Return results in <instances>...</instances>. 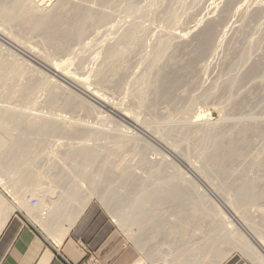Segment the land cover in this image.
I'll list each match as a JSON object with an SVG mask.
<instances>
[{"label": "rangeland", "instance_id": "obj_1", "mask_svg": "<svg viewBox=\"0 0 264 264\" xmlns=\"http://www.w3.org/2000/svg\"><path fill=\"white\" fill-rule=\"evenodd\" d=\"M73 1L81 2L82 0H73ZM91 1H93V2H91ZM223 1H225V0H130V1L129 0H110L109 3L103 4V3L99 2V0H89V1L85 0V1H83V2H85V4L83 3L84 5L91 6V4H92L93 7H95L97 10H100L103 13L105 12V14L107 15L106 20L97 24V25H93L92 27L88 28L86 33H85V37H83L78 43L76 41H73L72 43L68 44V46H67V48L69 47L68 51H67V49L65 51H63L65 54L60 52L59 53L60 55L57 54L55 56L58 59V61L60 60L59 62H57V63H60V65L63 61H65L64 59L66 57L68 58V59L66 58V61L67 60L68 61L67 62L65 61V63H63L61 65V68L62 67L64 68V66L66 68V69L62 68L64 70V73H66V72L68 74H70V72L71 73H73V72L77 73L78 72V73H83V74L85 73L84 74V75H86V77L84 76V78L86 79L85 81L87 83H92V80H93L92 75L94 74L96 69L99 68L98 66H100V63L103 60L102 57L104 56L103 54H104L107 46L110 44L116 43L117 40L119 39L120 35L123 34V32L127 28L129 29V28H131V26H133V28L136 31V34L138 35V40H137L138 44H137V46H136V44L132 45L134 48H132V46H131V48H130L131 50L126 49L128 51L127 56L125 57L127 60L124 59V61L121 62L122 64H126V65H124V70H125L124 72H126V73H124L122 76L124 78V80L122 79L119 83H117L116 85H113V86H115V88L114 87L112 88V84H108L109 86L108 85L107 86L110 87V89L107 86H105L102 91L105 92L106 94L108 92L107 95L110 97V99L115 104V106H117L116 108L120 107L119 109H122V110H125V109H127L129 111L132 110V113H134V114L137 113L138 116L136 114L135 115L137 116V118L138 117L140 118V119L138 118L139 121H141L143 119L141 122H143V123L146 122L147 124L149 123L148 126L152 125V127L153 126L159 127L158 131H159V133H161L163 135L165 145H161L160 143L156 144V142L150 140L143 133H141V131L139 129H137V127L132 126L127 119L119 116L115 109H113V110L110 108L106 109V108H103L97 104L95 105L94 102H92L89 99H87L86 97L82 96L75 89L69 87L66 83L61 81L58 77H56L54 75L52 76V74L49 73L48 70L43 68L36 61L28 58L22 52H20V50L18 51V49L6 44L4 41H2L0 39V46H1V49L3 50V59L5 57H7L8 55H9L8 58H12L11 55H12V53H14L15 55L14 54L13 55L15 57H17L16 59H18L19 63L23 62V63H27V64L35 67L36 69H38L42 73L50 76V79L52 80V82L54 81L53 83L55 85H61V86L63 85L65 87H69V89L72 92L75 91L74 92L75 95L79 94L78 96L82 97L81 98L82 101L84 99L85 101H88L91 104V107H88V109L91 108V110H89V112L87 111L88 109L86 110V108H85V107H87L86 105H85V107H84V105L82 106L84 108H82L79 105V107L77 106L78 108H76V107L73 109H63L62 108L63 109L62 110L61 107H59V105H56L55 103H54L55 105H53V104L51 105L49 103V94L50 93L47 91V89H45V87H44V89L39 88V89H36L33 91H29V93H28L29 96L27 98H24V99L17 98V95L14 94V91L18 89V86L20 85L19 83L23 84L24 81H27L30 79L28 76L31 77L32 75L35 74L34 72H31L32 69H29L30 70L29 71L27 67L24 68V70H23L25 73L23 72V73H21L22 76L17 77L18 81L16 79H14L13 82L10 83L9 81H5L4 79L0 80V106L10 107L11 109H9V110H13L17 113L20 111L21 112H27V113L31 112L32 114L38 115V116L40 115L43 117L44 116L45 117L46 116L47 117H56L58 120L61 118H64L66 120H72L73 122H76L78 126H80V127L81 126L82 127L87 126L86 128L89 127L88 129H90V134H88V136L90 135L89 139L86 136V138L88 140L84 137H81V136H78L79 137L78 138V137H75V135H71L73 137H70V135H63V134H57V133L56 134L49 133L46 135H41L38 138H35L37 136H34V134H29L30 138L36 139V141H34V142H36L35 143L36 146L34 148L35 151L31 155L29 154L27 157V159L29 158V160L31 159V157H33L34 160H36L34 170L35 171L37 170V172L40 176L44 177L45 179L47 178L48 180L52 179L53 177L54 178L58 177V174H60V176L62 175L64 180L62 179L63 182L61 180L58 183V186H57V184L54 185L55 190H56L55 191L56 194L54 193L53 197L58 194V191H59V193L64 192L62 194L65 195L66 194L65 192L67 190H68L67 191V194H68V192L75 189L80 193V196H83V194H84L83 198H85L86 196L90 197V200L86 205L91 204L92 202H96L101 207H103L106 210V212L108 213L109 217L113 220V222L116 225L117 232L119 233V241L123 243L122 247L123 248H130V249H133L135 251H137L136 249H138L139 253H140L139 256H142L141 258L145 259V261H148L145 258L146 254H150V253H152V254L158 253L157 255L160 258L166 252L167 254H165L163 257H167V259H172L174 257L175 252L172 253V251H174L175 248H173V247H175L174 245L177 246L179 244V241L182 239L179 236L180 231H177L178 234L175 233L176 228H178L177 224L185 222L186 220L189 219L188 217H186V215H187V213L190 214L191 212H190V210H187V209H188V207H191L193 204H195V202H197L198 207H199L200 202H201V205L199 207L201 209L198 213H199V215H203V217L201 216L202 217L201 218L197 214L198 220L196 219V217H194V219H193V217H190V220L193 219L195 222L200 224V222L204 218V220H203V222H201V224L203 223V225L206 226V227L204 226L205 229H207V228L211 229V227H209V226L214 225L216 223L217 219L220 218L214 214L215 213L214 209L216 207L217 208L219 207L221 210H223L224 207L227 208L226 205H228V209L232 214H237V215L240 214L242 216L245 214V216L240 217L242 219L241 221L244 222V225L246 227L248 225V227L253 228V231L256 232V233L253 232L254 233V234H252L253 236L263 237L262 241L264 242V222H263L264 220L261 218V216L259 217L260 209L261 208L264 209V198L258 199V197H259V194H258L257 199L252 200V202L248 201L247 203H245L246 205L243 204L242 205L243 207L240 206L239 210L233 209V207L230 205V202L225 203L229 199L233 198L232 195H234L233 194L234 192L232 193V191H233V185L234 184H235L234 185V189H235V188L243 185L242 183H244V182H246L247 184H249L250 182H253L251 184L253 185V188L256 189V190H254L255 194L258 190L260 192L261 189L262 190L264 189V173H263L264 167H262V166H264V160L256 159L257 154L259 155L260 151L264 149V131H263V134L261 132V135L257 132L254 133L253 130H251L253 132L251 135V131H249L248 135L252 136V137L248 136L249 142H250L249 143V149H247V151H245V155H243L241 157V159H239L233 163V166L229 169V171H227L229 174L226 172L225 176H221V178H219L220 176L218 177V174L216 172H214V173L212 171L208 172V171H206V169H204L206 166H204L205 164L201 161V159L199 157V149L200 148H199V146L196 147L195 144L193 143V140H192V139H194L193 137H194L195 132H196V134H198L197 136H199V134H200L199 137L205 138L206 137V130H207V129L205 130V128L208 127V124H212V123H213V125L214 124L217 125V123H218V126L220 128L222 127L221 125L224 124V126H223L224 129L223 128L222 129L226 130V133L229 132V134H232L236 129L239 128L237 126H241V124L246 125V124L250 123V124H254L257 126V125H259L261 120H262L261 123H264V106H263L264 105V86H263L264 85V66H262V68H261L262 70H260L261 72H259L258 75L251 76V78L249 77L250 75H246L247 70L250 68V65H252L256 60H259L260 56L262 57V54H264V9H263L264 6H262L260 3V2H264V0H239V2L236 4L235 7H240V9H238L235 12H232L231 15L229 16V18L219 27L218 39L220 41L218 40L219 41L218 44L214 45V47L210 51V54L208 55V57L205 59V61L200 66H195L192 69L188 68L187 69L188 71L186 70V72H187L186 76L189 75L190 71H192V72L190 73L189 76H187L188 78L185 77L183 79V82L185 81L184 84L181 81L180 82L181 84L179 83V87H176L177 89H175V91H176L175 93L178 92L176 94V99H178V100L172 99V101L174 100L173 102H171L170 100L169 101L167 100L168 102H170V103H168L165 98H160L158 96L152 95L154 93L151 94V92L153 90L151 84L156 79L155 77H157L156 70H158V69H156V68L162 67L163 64L168 65V63H169V65L176 64V65H174V67L183 64L185 60L183 61L182 59H186L187 58L186 56H188L189 51H191V49H192V46L190 44V39L192 37V31L196 28V26H197V28L200 27V25H202L204 23V20L207 17H215L218 14V11L220 10V8L223 6V3H224ZM56 2H57V0H50V2L47 3V5H49V7H50L53 3L55 4ZM97 4H98L99 8H97ZM258 4L262 6V10L260 12L261 14L259 13V17L258 16L253 17L254 19H256V20H254L253 18H251L252 12H253V10H257V8L259 7ZM256 5H257V7H256ZM101 8H104V9H101ZM242 8H243V10H241ZM212 10H214V12H211ZM250 11H251V13H250ZM233 13H234V15H233ZM250 14H251V16H250ZM171 16H172V18H171ZM247 16H249V17H247ZM247 18L249 21L246 20ZM136 28H138V29H136ZM174 33L175 34L180 33L181 35H183V38H185V39H183L184 41L182 39L181 40L187 44H183V42L180 39L178 41L177 38H174V36H173ZM168 36H169V39L167 38ZM38 38L39 37L37 35L35 36V34H31V35H26L24 39L35 44L34 46L37 45L36 48L43 49L42 46L39 44L40 38L39 39ZM171 38H172V40H171ZM163 40L164 41L169 40L167 42H168V44H170L168 46L166 53H165L166 56L163 55V57L162 56L160 57L161 59L157 58L155 60L153 57H154L155 50L157 49L156 46H157V44L158 45L161 44L159 42H163ZM172 41H174V42H172ZM83 43H85V44H83ZM171 43H173V44H171ZM141 45L144 47H141ZM178 46H180V47L178 48ZM183 46H184V48H183ZM175 47H177V48H175ZM172 48H174L175 50H173ZM78 49H79V51H78ZM80 49H81V52H80ZM178 49H180V51ZM46 50H48V49H46ZM72 51H74V52H72ZM169 52H170V56H168ZM184 52H186V53H184ZM136 53H139V54H136ZM69 54H70V58H69ZM164 56H165V58H164ZM62 57H64V59ZM1 58H2V55H1L0 59ZM3 59H1V60H3ZM150 59H152V60H150ZM165 59H167V60H165ZM1 60H0V62H1ZM61 60H62V62H61ZM71 60H73V62H71ZM154 61H156V62H154ZM179 61L181 63H179ZM146 63L148 65H146ZM225 63H227V67H226ZM149 66L153 68V70H152L153 73L150 74V77L147 80V78L145 79V77H148V76H146L147 75L146 69L149 70L150 69ZM154 66H156V67H154ZM195 68H197V69L195 70ZM63 70H62V72H63ZM127 73H129V74H127ZM142 73H143V75H145V73H146L144 78H143V76H141ZM243 73H245V74L243 75ZM25 74L26 75L28 74V75L26 76ZM126 74H127V76H126ZM27 77H28V79H27ZM140 77H141V79L143 78L142 79L143 82L145 80L144 83L139 82V81H142L140 79ZM260 77L262 80L260 79ZM23 79H24V81H23ZM191 79H193V80H191ZM137 80H139V81H137ZM146 80H147V82H146ZM186 80L187 81L189 80L188 83L186 82ZM232 82H233V84H232ZM15 83L19 84V85H16ZM139 83H140V88L142 86L141 90L144 91V93L147 97L145 99L149 100L148 102L146 100V104L144 106L142 105V107H139L141 105L137 104L138 103V97H137V95L135 96V94H138L136 92H138V90H139L138 89ZM261 84H263V85H261ZM118 85H119V87H118ZM212 85L215 87H213ZM15 86L17 89L15 88ZM91 86H94V84L93 85L91 84ZM216 87H217V89H216ZM224 87H225V90H224ZM106 88H107V90H106ZM222 88H223V90H222ZM227 88H229V90H227ZM116 89H117V91H116ZM112 90L116 91V93ZM134 90H135V92H134ZM209 90H210V92H209ZM183 91H184V94H183ZM206 92L209 94H207ZM60 93H62V92H60ZM147 93H148V95H147ZM210 93H212V94H210ZM66 95H67V93H66ZM66 95L64 93H62L63 97H65ZM132 98H133V100H132ZM156 98L158 101L156 100ZM243 99L245 100L246 104H245V102L243 103V101H244ZM113 100H115V101H113ZM240 100H241V103H243L244 105L242 104V107L240 109H236L234 106ZM151 101L153 103H151ZM231 101L233 103H231ZM58 102H61V101H58ZM133 103H134L135 108L133 107ZM130 104H132V105H130ZM167 104H169V105L167 106ZM173 104L175 106H173ZM136 105H138V106H136ZM225 105L226 106L229 105V106L226 107ZM245 105H246V107H245ZM52 106H54V107H52ZM128 107H130V108L128 109ZM228 109H229V111H228ZM198 112L199 113L201 112L203 114L202 121L204 120L206 122L205 124L197 127V128L200 127L199 128L200 133H199L198 129L196 130V128H193V129L191 128V130H189V128H187L189 123H191L193 121L197 122L196 119L197 120L199 119V117L197 116V115H199ZM163 113H165V114H163ZM229 113H230V115H229ZM261 115H262V117H261ZM59 116H61V117H59ZM165 116L167 117L168 121H166L164 119ZM157 117H158V119H157ZM70 118H72V119H70ZM260 118H261V120H260ZM156 120H158V121H156ZM247 120H249V121H247ZM224 121L226 123H224ZM250 124H248V125H250ZM92 128H94L95 131H93L94 129H92ZM202 128L205 130V134L203 133ZM96 129H98V130H96ZM91 131L93 133L94 132L95 133L94 134L92 133L93 135H91ZM96 131L99 134H97ZM192 131H194V132L191 133ZM17 132L19 133V130L14 132V134L16 136L18 135ZM119 134H120V136H121V134L122 135L123 134H125V135L129 134V136L131 135V136H137V137L139 136V138L141 137L140 138L141 142H140V140H138L139 143L136 144V146H135L136 149H134L135 147L130 145V147H132V149L130 147H126L125 149L120 148L121 151L117 149L118 150V152H117V150H115V147L113 145H115V142H116V139L114 137H118ZM0 137L4 140V146L2 147V150H4L6 147H8L10 145L12 138L1 127H0ZM208 137L209 136H207V139H208ZM255 137H257V138H255ZM80 138H82V139H80ZM110 138L113 139L115 142L113 140H111ZM253 138H255V139H253ZM84 139H86V140H84ZM207 139H204V140L202 139V143L204 141H205L204 144L209 143L210 140L209 139L207 140ZM106 140H108V141H106ZM145 140H146V142H145ZM188 140H189V142H188ZM112 141L114 142V144L109 145L110 143L111 144L113 143ZM132 141H133V139H132ZM77 142H80V143H77ZM83 142H85L87 144L86 146H90L97 153H100V155H99L100 157L97 158L98 160H101L104 158V156L108 155L110 157V159H109V157H107V158L110 160V162L114 163L112 166H114L115 163H117V165H119V167L116 168L117 170H115L114 167L113 168L110 167L111 168L110 172L112 171L110 173L108 170L106 171V170H104V168H101L100 161H97V163H99V164L95 166V164H97V163L94 162L95 164L91 165L88 168V172L90 174L89 177H91V176L95 177L96 176V179H99L100 181L98 180V182H93V180L92 181L87 180L86 177H84L85 180H79L78 179L79 174L77 173L78 175H76V172H73L74 170L72 169L73 168L72 163H73V160H75V159H71L69 157L67 159V156L65 153L67 152L68 149H71L72 147L77 148V147H81L82 145H85V143H83ZM142 143H147V148L146 147H144L145 149L140 148L139 150H141V151H139V153H138L137 148H138V146L142 147L141 146V145H143ZM110 146H111V149H113V150L110 149ZM107 148H108V150H107ZM165 148L167 150H168V148L175 149L177 152V155L182 157L181 162H180V160L178 161V160H175V158H172L168 154V152ZM73 149H71V150H73ZM103 149H105V151ZM109 149H110V151H109ZM112 151H114V154L112 153ZM119 151H120V153L122 151H126L127 153L122 152L121 155H119L118 154ZM132 151H134V152H132ZM106 152L108 154H106ZM109 152H111V153H109ZM101 153H104L105 155L101 154ZM128 153L132 154V155H128ZM125 154H127V155L125 156ZM183 154L187 155V156L184 157ZM122 155H124V156L122 157ZM162 157H166L167 159L166 158L163 159ZM128 158H130V159L128 160ZM141 159L143 161H141ZM188 159L191 160L192 166L190 165V161H188ZM144 160H146V161H144ZM167 160H169V161H167ZM125 161H127V162H125ZM147 161L148 162L152 161V163L151 162L148 163ZM186 161H188V162H186ZM249 161L252 162V164ZM253 161H256V163H254ZM259 161H260V163H259ZM161 162L162 163L166 162V163L162 164ZM167 162H171L172 164L171 165L167 164ZM123 163H124V166L122 167ZM156 164H158V165L155 166ZM159 164H161V167ZM173 164H174V167L172 168ZM250 165H252V166H250ZM98 166H100V167H98ZM126 166L127 167L129 166V167L127 168ZM165 166L167 168H165ZM124 167H126L127 170L129 171L126 176L121 174V169ZM153 167H154V169H153ZM260 167H261V169H260ZM99 168L102 169V170L100 169V171H101L100 173H99ZM160 168L163 169V171L165 172V174H164L165 179H164V177H162L163 181L164 180L167 181L168 180L167 177H169V176H171V177L173 176V178H174L175 174L176 175L178 174L177 176H180L182 173H184V175L182 174L181 176H183V177L186 176L187 178H189V180L187 181L186 180L187 178L183 179L182 177H179L178 183L183 184V186L181 184H179V186H177V187H180L181 189L185 188L186 190H191L192 194L194 191L195 197L194 196H192V197L195 199L191 200V202L192 201H195V202L194 203L192 202L193 204H190V201H189L188 206H186L187 202H185L183 204L184 206L183 205H180V206L173 205L174 206L173 208H175V206H177V208L180 207V210L183 208V211L182 210L178 211L177 208H175V209H177V211L175 209H170V207L172 208V204H171V206H169L168 204L162 203V205H163L162 206L160 203V205L162 206V207H160V205H158L159 204L158 203L156 205V207H157L156 211L157 212L153 211L156 213V215H157L156 218H158V220L154 217L155 219L154 218L152 219L154 222H152V220L149 221V223L147 224L148 226L144 227L146 224L140 226V228H142L143 230L146 229V231L143 232V230L140 229L141 233H139V234H142V236L141 235L139 236V234H136V232H134V230H133L135 226L131 225L132 223H134L133 222L134 220L137 221L138 218H137L136 213L139 211L136 209L137 201H135L134 193L137 192L139 190V188L141 189V188L146 187L148 189L151 187L150 189H152L154 187H157V184H161V182H163V181L162 180L159 181V179L161 178V177L159 178L160 173H159L158 179L156 177L158 175L157 171ZM192 168L194 169L195 172L197 171V173H195ZM107 169H109V168H107ZM151 169H152V171H151ZM167 169H168V172H167ZM175 169H177V170H175ZM195 169H197V170H195ZM113 170H115V171H113ZM171 170H172V172H171ZM199 170H200V174L198 172ZM104 171L108 172V175ZM261 171H262V173H261ZM180 172H181V174H180ZM206 172H207V174L209 173L208 178L210 180L209 179L207 180L206 179L207 177H204V174ZM101 173H102V175H101ZM166 173H169V174L171 173L172 175L171 174L168 175ZM150 174H152V175H150ZM63 175H65V177H67V179H65V177ZM153 175H154V177H153ZM200 175H201V177H200ZM171 177H169V180ZM73 178L76 180L75 182H74ZM106 179H107V181H106ZM178 179H177V181H178ZM108 180H110V181H108ZM180 180H183V181H180ZM102 182H103V184H102ZM185 182H187V183H185ZM207 182L211 186L208 185ZM209 182H211V183H209ZM150 183L152 185L153 184L154 185L152 186V185H150ZM184 184L188 185V186H190V184H191V186H190L191 189H187L188 186L186 187V186H184ZM236 184H239V185L237 186ZM61 185H62V187H61ZM193 186H195V187H193ZM260 186H261V188H260ZM99 187H101V188H99ZM95 188H97V189H95ZM200 188L202 189L201 191L207 193V197H209L208 202H207L206 198L204 199V197L201 196V194H199V192H198V194H196L197 191H200ZM218 188H220V189H218ZM61 189H64V191ZM107 189H108V191H106ZM192 189H194V190H192ZM195 189H197V190H195ZM206 189H208L209 191ZM224 189H225V191H224ZM131 190L133 191V193ZM221 190L223 191V194H222ZM0 191L4 192L5 195L9 199L11 198L10 197L11 192L9 191V187L7 185H4V186L0 185ZM92 191H93V194H92ZM120 191H121L122 195H124V196L121 195ZM108 192L113 193L116 197L121 195L123 197V199L126 198V199H124L125 202H123V204H121V205H119V204L115 205L114 201H110V202L105 201V199L103 197H105V195H107ZM209 192H211V193H209ZM212 192H213V195H212ZM259 192H257V193H259ZM25 194L28 195L29 192H26ZM30 195L31 194H29L28 197H31ZM198 195H200V196H198ZM32 196H33V194H32ZM99 196H101V197H99ZM129 197H130V199H129L130 202H128L129 200H127V198H129ZM199 198L202 200H200ZM226 198H228V199H226ZM196 199H198V200L196 201ZM57 200H59V199L57 198ZM59 201H60V204L59 203L58 204L62 206V210H64V212H68L66 210H69V209H71V210L74 209V206H76L78 204L76 202V200L75 201L74 200L73 201H68V200L67 201H64V200L61 201V199H60ZM231 201H233V200H231ZM198 202H199V204H198ZM202 202H203V205H202ZM223 202L226 204L225 206H224ZM249 202H251V203H249ZM68 203H70V204L68 205ZM105 203L108 205H106ZM130 203H132L133 205ZM134 203H136V204H134ZM209 203H211L214 208H212V206H210ZM124 205H125V207H124ZM128 205L131 208L133 206V208L131 209L129 207H126ZM204 205H206V206H204ZM115 206L119 207V210ZM181 206H183V207H181ZM201 206L204 207V209ZM109 207L111 209H109ZM159 207L163 208V209L165 208V209L163 210V209H160ZM166 207H168V208H166ZM184 207H185V210H187L186 214H184L185 213ZM210 207L213 210H210L211 209ZM112 208H113V210L114 209L115 210L113 211ZM206 208H210V209H208V211H207ZM128 210H129V212H128ZM132 210H134L136 213ZM168 210H170V211L168 212ZM112 211H113V213L117 212V214L118 213L121 214L122 217L120 216V214H118L121 218V221H122L121 224L119 222L115 221L114 216H112V213H111ZM165 211H167V212H165ZM133 212H134V214H132ZM160 212L163 213V216L161 215L162 217L159 215V214H162ZM208 212L211 213L212 218L214 216L212 221H211L210 217L208 218V216H210V214H208ZM212 212H213V214H212ZM223 212H224V210H223ZM169 213L171 214L170 216H168ZM178 213H180L182 215V217L180 218L181 215L179 214L180 215L179 218L181 219V221L177 217ZM173 214H174V216H173ZM204 214H205V216H204ZM158 215L161 217V220H160V217ZM205 217H207V218L205 219ZM216 217H217V219H216ZM165 218H166V220H165ZM245 218H247V219H245ZM199 219H201L200 222H199ZM29 220L43 234H45V236L50 237L49 232H47L46 228L41 223L36 222V220L33 219L32 217H31V219L29 218ZM156 220L158 222L159 221H161V222L157 223ZM163 220H164V224L162 222ZM167 221L169 223H166ZM245 221H247V222H245ZM123 222L125 224H122ZM219 222H220V220L217 221L216 224H218ZM156 223L158 225H156ZM250 223L253 224V226ZM159 225L161 226V228H159ZM156 226L159 229H157ZM174 226H176V228ZM166 227H167V229H166ZM152 228H153V230H152ZM154 228H156V230ZM165 230L167 232H165ZM170 230H171V232H169ZM230 230L228 232V234H230V235L226 234V237H232L233 238L235 236V234L233 235V232H231ZM250 230H252V229H250ZM149 231H150V233H149ZM156 231H159V232L162 231L163 233L160 232L158 234ZM154 232H156V234ZM205 232L204 233L201 232V234L203 233V235L212 236V233L207 232V230H205ZM152 233H154V234H152ZM161 233L166 234V235L162 236ZM169 233L170 234L172 233V236L171 235L169 236ZM208 233H209V235H208ZM175 234L177 236H179L180 238H178L177 236H174ZM221 235L219 236V234H218V236H216L217 238L215 239V242L212 244V246L215 248V251L217 250V252H219L220 250L223 251V249L224 250L227 249L226 250L227 254H230V253L235 252V251H239V252L243 253L253 264L258 263L256 259H253L254 257L253 258L251 257L252 255L251 256L248 255L247 253L242 251L240 248H236V246L235 247L234 246L228 247V245H226V243L223 240H221V238H222ZM159 236H162L163 238H161ZM197 236L198 235L193 237L192 240L189 239L191 245L194 243V244H197L198 247H201L202 245H200V244H203L204 241H206V239L209 238V237L203 238L204 241H202L203 240V239H201L202 237L200 238ZM149 237H151V238H149ZM174 237H176V239L178 238V240H175V239L173 240ZM226 237H225V240H226ZM50 238H52V237H50ZM135 238H137L136 239L137 241H135ZM153 238L156 241H154ZM210 238H212V237H210ZM235 238H236V236H235ZM158 239H159V241H158ZM161 240H163V241L166 240V241L163 242ZM167 240H168V242H167ZM175 241H178L177 244ZM170 242H172V243L169 244ZM165 243L166 244L168 243V245H166ZM222 243H225V246H224V244L222 245ZM163 244H165L164 245L165 247H162ZM167 246H169V247L172 246L171 248H173V250L169 249V247H167ZM263 246H264V243H263ZM226 247H228V248H226ZM141 248H143V250ZM164 248H168V249L167 250L165 249L166 251L165 250L163 251ZM229 248L231 249V251L229 250ZM201 252H202V250H201ZM205 258L201 259V260L198 259V261L194 260V262L197 264H213L211 262V260H209L210 257H208V255H206ZM211 259H213V258L211 257ZM205 260H207V261H205ZM165 262H166V260H165ZM198 262H200V263H198ZM192 264H194V263H192Z\"/></svg>", "mask_w": 264, "mask_h": 264}, {"label": "bare ground", "instance_id": "obj_2", "mask_svg": "<svg viewBox=\"0 0 264 264\" xmlns=\"http://www.w3.org/2000/svg\"><path fill=\"white\" fill-rule=\"evenodd\" d=\"M85 0H82L81 2H77V1H73V0H57V2L53 5H51L49 7V5H47L48 2H50V0H0V39L2 41H4L6 44L18 49V51L20 50V52H22L25 56H27L28 58L36 61L39 65H41L43 68H45L46 70H48L49 73L52 74V76H56L58 77L61 81H63L64 83H66L69 87L75 89L76 91H78L82 96L86 97L87 99H89L90 101L94 102L95 105H99L103 108H110V109H115L116 112L118 113L119 116L127 119L129 121V123L132 125V126H135L137 127V129H139L141 131V133H143L146 137H148L150 140L156 142V144L160 143L161 145H165L164 144V138H163V135L161 133H159L158 129L159 127H156V126H148V124L146 122H141L138 120L137 118V113H132V110H122V109H119V108H116L117 106H115V104L112 102V100L110 99V97L105 93L103 92V88L105 86H107L108 84H112V88L115 86L113 85H116L117 83H119L122 79L124 80V78L122 77L125 70H124V65L126 64H122L121 62L124 61V59H126L125 57L127 56V50L126 49H130L132 45L136 44L137 46V40H138V35L136 34V31L135 29L133 28V26H131V28H127L123 34L120 35L119 39L117 40L116 43L114 44H110L107 46L105 52H104V56L102 57L103 60L102 62L100 63V66H98L99 68L96 69V71L94 72V74L92 75L93 76V80H92V83H87L84 78V76L86 77V75H84L83 73H71L68 74L67 72L64 73V70L63 69H66L65 66L64 68L62 69L61 68V65L63 63H65L66 61V58L64 59V57H62L65 61L62 62L61 60V65L60 63H57L59 62L58 59L55 57L57 54H59L60 52L64 53L63 51H65L67 49L68 51V44L72 43L73 41H76L77 43L83 38L85 37V33L87 31L88 28L92 27L93 25H97L103 21L106 20L107 18V15L105 14V12L103 13L102 11L100 10H97L95 7H93V5L91 4V6H87V5H84L85 2H83ZM89 1V0H87ZM110 0H99V2L103 3V4H107L109 3ZM130 1V0H129ZM93 2V1H91ZM223 6L220 8V10L218 11V14L215 16V17H207L205 20H204V23L202 25H200V27L196 28L192 31V37L190 39V44L192 46V49L191 51H189L188 53V56H186L187 58L186 59H182L184 61L183 64L181 65H178V66H175L176 64L174 65H165L163 64L162 67H159V68H156L158 70H156V74H157V77H155L156 79L152 82L151 86L153 88L152 95H155V96H158L160 98H165L166 101L170 100L171 102L172 99H176V94L178 93H175V89H177L176 87H179V83L182 81V83L184 84L183 82V79L187 76L190 75V73L192 71H190L189 75L186 76V70L188 68H193L195 66H200L204 61L205 59L208 57V55L210 54V51L212 50V48L214 47L215 44H218V42L220 41L218 39V30H219V27L229 18V16L231 15L232 12H235L237 11L238 9H240V7H235L236 4L239 2V0H225L223 1ZM84 3V4H83ZM262 6H264V2H260ZM88 4V3H87ZM102 4V5H103ZM90 5V4H89ZM95 5V4H94ZM101 5V6H102ZM258 4V8L257 10H253L252 12V17H255V16H258L259 17V13L261 12L262 10V6ZM100 6V7H101ZM261 6V7H260ZM257 7V5H256ZM97 8L98 7V4H97ZM260 8V9H259ZM101 9H104V8H101ZM264 9V7H263ZM243 10V8L241 9ZM104 11V10H103ZM211 12H214V10H212ZM251 13V11H250ZM261 14V13H260ZM234 15V13H233ZM232 15V16H233ZM251 16V14H250ZM249 17V16H247ZM172 18V16H171ZM250 18V19H251ZM257 18V17H256ZM254 19V18H253ZM248 20V18L246 19ZM256 20V19H254ZM249 21V20H248ZM256 22V21H255ZM251 23V22H250ZM254 23V22H253ZM252 23V24H253ZM252 26V25H251ZM250 26V27H251ZM254 27V26H253ZM138 29V28H136ZM90 30V29H89ZM31 34H35V36L37 35L39 38V44L42 46L43 49H38L36 48V46H34L35 44L31 43L30 41H27L25 38L26 35H31ZM175 34V33H174ZM174 38H177L178 41L179 39L183 40L185 38H183V35H181L180 33H177L175 34ZM171 35V34H170ZM169 35V36H170ZM33 36V35H32ZM169 36L167 37L169 39ZM220 38V37H219ZM165 40V39H164ZM163 42H159L161 44H157V49L155 50V53H154V59L156 60L157 58H160L161 56L163 57V55H165L167 49H168V46L170 44H168L167 41H164ZM172 40V38H171ZM176 40V39H175ZM174 40V41H175ZM181 40V41H182ZM219 40V41H218ZM161 41V40H160ZM172 41V42H174ZM180 41V42H181ZM184 41V40H183ZM182 41V42H183ZM176 42V41H175ZM186 42V41H185ZM75 43V42H74ZM85 44V43H83ZM89 44V43H88ZM173 44V43H171ZM183 44H187V43H184ZM78 45V44H77ZM87 45V44H86ZM107 45V44H106ZM143 45V44H142ZM141 47H144L142 46ZM181 45V44H180ZM177 46V45H176ZM185 46V45H184ZM183 46V48H184ZM188 46V45H187ZM186 46V47H187ZM140 47V46H139ZM180 46H178L179 48ZM185 47V48H186ZM132 48H134L132 46ZM170 48V47H169ZM177 48V47H175ZM188 48V47H187ZM216 48V47H215ZM48 49V50H46ZM50 49V50H49ZM173 50H175L174 48H172ZM131 50V49H130ZM180 51V49H178ZM190 50V49H189ZM79 51V49H78ZM139 51V50H138ZM177 51V50H176ZM74 52V51H72ZM80 52H81V49H80ZM61 53V54H62ZM77 53V52H76ZM75 53V54H76ZM79 53V52H78ZM186 53V52H184ZM9 54V53H8ZM11 54V53H10ZM14 53H12V58H8L5 57L3 59V50L1 49V46H0V57L2 55V58L3 60H1L0 62V80H5V81H9L10 83L13 82L14 79H18L17 77L18 76H22L21 73H23L24 71V68H28L29 69H32L31 72H34L35 74L32 75L31 77L28 76L30 79L27 80V81H24L23 84L19 83V84H16V85H19L18 86V89L14 91V94L17 95V98L19 99H24V98H27L29 96V91H33V90H36V89H39V88H42L44 89H47V91L50 93L49 94V103L52 105H59V107H61V109H73V108H78L79 105L82 107L84 105L87 106L85 107L86 110L88 109V107H91V104L90 102L88 101H85L83 99V101L81 100L82 97H79L78 95H75V91H71L69 89V87H65V86H61V85H55L52 80L50 79V76L42 73L41 71H39L38 69H36L35 67L27 64V63H19L18 62V59H16L17 57H15L13 55ZM65 54V53H64ZM71 54V53H70ZM70 54H69V58H70ZM74 54V53H73ZM80 54V53H79ZM136 54H139V53H136ZM135 54V55H136ZM169 54V55H168ZM167 55L170 56V52L168 53ZM173 54V53H172ZM178 54V53H177ZM5 55V54H4ZM60 55V54H59ZM175 55V54H174ZM6 56V55H5ZM77 56V55H76ZM79 56V55H78ZM130 56V55H129ZM133 56V55H132ZM166 56V55H165ZM164 56V58H165ZM172 56V55H171ZM178 56V55H177ZM176 56V57H177ZM131 57V56H130ZM179 57V56H178ZM177 57V58H178ZM230 57V56H229ZM228 57V58H229ZM72 58V57H71ZM77 58V57H76ZM134 58V57H133ZM175 58V57H174ZM176 58V59H177ZM183 58V57H182ZM60 59V58H59ZM68 59V58H67ZM101 59V58H100ZM161 59V58H160ZM168 59V58H167ZM165 59V60H167ZM173 59V58H172ZM175 59V60H176ZM179 59V58H178ZM227 59V58H226ZM57 60V61H56ZM80 60V59H79ZM127 60V59H126ZM152 60V59H150ZM180 60V59H179ZM233 60V59H232ZM236 60V59H235ZM20 61V60H19ZM68 61V60H67ZM66 61V62H67ZM169 61V60H168ZM181 61V60H180ZM179 61V63H181ZM234 61V60H233ZM237 61V60H236ZM255 61V60H254ZM71 62H73V60H71ZM126 62V61H125ZM128 62V61H127ZM147 62V61H146ZM152 62V61H151ZM156 62V61H154ZM166 62V61H165ZM229 62V61H228ZM238 62V61H237ZM233 63V62H232ZM235 63V62H234ZM44 64V65H43ZM226 64V67H227V63ZM230 64V63H229ZM236 64V63H235ZM234 64V65H235ZM128 65V64H127ZM146 65H148L146 63ZM153 65V64H152ZM230 66V65H229ZM232 66V65H231ZM262 66H264V54H262V57L260 56V59L259 60H256L252 65H250V68L247 70V74L246 75H250L249 77L251 78V76H254V75H258L259 72H261L260 70H262ZM156 67V66H154ZM149 70L146 69L147 71V75L145 73L146 76L148 77H145V75H142L143 78L145 77V79L150 77V74L153 73L152 70L153 68L149 66ZM63 72H62V70ZM197 68H195L196 70ZM27 70V71H28ZM26 71V70H25ZM30 71V70H29ZM94 71V70H93ZM145 71V72H146ZM188 71V70H187ZM25 73V72H24ZM29 74V73H28ZM27 74V75H28ZM129 74V73H127ZM126 74V76H127ZM155 74V75H156ZM245 73H243L244 75ZM24 75V74H23ZM26 75V74H25ZM26 75V76H27ZM31 75V74H30ZM195 75V74H194ZM140 76V75H139ZM27 77V79H28ZM152 77V76H151ZM245 77V76H244ZM22 78V77H21ZM24 78V77H23ZM26 78V77H25ZM142 78V79H143ZM188 78V77H187ZM191 78V77H190ZM247 78V77H246ZM256 78V77H255ZM137 79V78H136ZM141 79V77H140ZM141 79V80H142ZM253 79V78H252ZM261 79V77H260ZM22 80V79H21ZM26 80V79H25ZM146 80V82H147ZM151 80V79H150ZM193 80V79H191ZM262 80V79H261ZM18 81V80H17ZM20 81V80H19ZM135 81V80H134ZM133 81V82H134ZM139 81V80H137ZM189 81V80H188ZM188 81L186 80V82L188 83ZM232 81V80H231ZM230 81V82H231ZM259 81V80H258ZM2 82V81H1ZM15 82V81H14ZM140 83H144L143 80L142 81H139ZM234 82V81H233ZM232 82V84H233ZM260 82V81H259ZM263 82V81H262ZM7 83V82H6ZM123 83V82H122ZM140 83H139V86H138V94H135V96L137 95L138 97V103L139 107H142V105L144 106L146 104V100L145 98L146 95L144 93L143 90H141L140 88ZM9 84V83H8ZM14 84V85H15ZM91 84L94 86H91ZM134 84V83H133ZM132 84V85H133ZM138 84V83H137ZM149 84V83H148ZM181 84V83H180ZM231 84V83H230ZM258 84V83H257ZM5 85V84H4ZM150 85V84H149ZM259 85V84H258ZM263 85V84H261ZM7 86V85H6ZM109 86V85H108ZM107 86V87H108ZM182 86V85H181ZM213 86V85H212ZM218 86V85H217ZM256 86V85H255ZM264 86V85H263ZM117 87V86H116ZM119 87V85H118ZM148 87V86H147ZM215 87V86H213ZM14 88V89H15ZM110 89V87H108ZM181 88V87H180ZM132 89V88H131ZM146 89V88H145ZM149 89V88H148ZM217 89V87H216ZM219 89V88H218ZM107 90V88H106ZM119 90V89H118ZM215 90V89H214ZM223 90V88H222ZM224 90H225V87H224ZM227 90H229V88H227ZM258 90V89H257ZM114 91V90H112ZM117 91V89H116ZM116 91H114L116 93ZM121 91V90H120ZM131 91V90H130ZM64 93L66 95L65 97L62 96V93ZM113 92V93H114ZM135 92V90H134ZM210 92V90H209ZM214 92V91H213ZM207 93V92H206ZM205 93V94H206ZM254 93V92H253ZM77 94V93H76ZM150 94V95H151ZM181 94V93H180ZM183 94H184V91H183ZM186 94V93H185ZM209 94V93H207ZM212 94V93H210ZM252 94V93H251ZM62 97H61V96ZM148 95V93H147ZM188 95V94H187ZM186 95V96H187ZM249 95V94H248ZM130 96V95H129ZM182 96V95H181ZM61 97V98H60ZM157 97V98H158ZM180 97V96H179ZM247 97V96H246ZM80 98V99H79ZM154 98V97H153ZM156 98V100H157ZM182 98V97H181ZM245 98V97H244ZM249 99V98H248ZM129 100V99H128ZM133 100V98H132ZM151 100V99H150ZM178 100V99H176ZM244 100V99H243ZM242 100V101H243ZM58 101H61V102H58ZM115 101V100H113ZM149 100H147L148 102ZM158 101V100H157ZM167 101V102H168ZM181 101V100H180ZM137 102V101H136ZM135 102V103H136ZM166 102V103H167ZM245 102V100L243 101V103ZM47 103V102H46ZM55 103V104H54ZM93 103V104H94ZM116 103V102H115ZM151 103H153L151 101ZM156 103V102H155ZM154 103V104H155ZM165 103V102H164ZM170 103V102H168ZM231 103H233L231 101ZM241 103V100L239 102H237L235 104V108L236 109H240L242 107V104ZM175 104V103H174ZM173 104V106H175ZM177 104V103H176ZM246 104V102H245ZM132 105V104H130ZM149 105V104H148ZM147 105V106H148ZM169 104H167L168 106ZM221 105V104H220ZM244 105V104H243ZM78 106V107H77ZM93 106V105H92ZM138 106V105H136ZM171 106V105H170ZM226 106V105H225ZM229 106V105H228ZM226 106V107H228ZM264 106V105H263ZM50 107V106H49ZM54 107V106H52ZM58 107V106H57ZM82 107V108H84ZM133 107H134V103H133ZM152 107V106H151ZM150 107V108H151ZM232 107V106H231ZM244 107V106H243ZM246 107V105H245ZM244 107V108H245ZM130 107H128L129 109ZM135 108V107H134ZM137 108V107H136ZM154 108V107H153ZM11 109L10 107H4V106H0V127L6 131L10 137L12 138V141L10 143V145L8 147H6L4 150H2V147L4 146V140L0 137V185L4 186V185H7L9 187V191L11 192V198L9 199L4 192H1L0 191V227H1V224H4V221H6V219L8 218V216L10 215V213L14 210V209H17V208H24L25 207V204L29 202V199L30 198H35L37 200V204L35 206L31 205L33 208V211L31 210H27L28 214L36 220V222H39L41 223L47 230V232H49V236L56 239L58 242L61 241V239L63 238V236L66 234L68 228L71 226V224L74 222V220L77 219V217L79 216V214L82 212V210L85 208L86 204L89 202L90 200V197H85L83 198V196H80V193L77 191V190H72L70 192H68L67 194V191L65 192L66 194H62V193H59L58 191V194L56 196L53 197L54 193H55V186L57 184L58 186V183L63 179L62 175L60 176V174H58V177L56 178H52V179H45L44 177L40 176L37 172V170L35 171L34 170V166H35V161L33 157H31V159L29 160V158L27 159L28 155L34 153V148H35V143L34 141H36V139L34 138H30L29 134H34V136H37L35 138H38L39 136L41 135H46V134H49V133H54V134H63V135H70V137H73L71 135H75V137H78V136H81V137H84L86 138V136L90 137V135L88 136V134H90V129L86 128L87 126H78L76 122H73L72 120H66L64 118H61V119H57L56 117H43V116H38V115H34L32 114L31 112H15L13 110H9ZM62 109V110H63ZM80 109V108H79ZM222 109V108H221ZM233 109V108H232ZM90 109H88L87 111L89 112ZM225 110V109H224ZM231 110V109H230ZM243 110V109H242ZM246 110V109H245ZM86 111V112H87ZM227 111V110H226ZM229 111V109H228ZM232 112V111H231ZM230 112V113H231ZM240 112V111H239ZM199 113V112H198ZM227 113V112H226ZM229 113V115H230ZM233 113V112H232ZM261 113V112H260ZM259 113V114H260ZM165 114V113H163ZM262 114V113H261ZM60 115V114H59ZM167 115V114H166ZM236 115V114H235ZM51 116V115H50ZM199 117V119L196 121L197 122H191V123H187L188 126L187 128H189V130H191V128H196V130L198 129L199 131V128H197L198 126L200 125H203L205 124L206 122L203 120L202 121V118H203V114L200 112L199 115H197ZM61 117V116H59ZM262 117V115H261ZM156 118V117H155ZM154 118V119H155ZM160 118V117H159ZM72 119V118H70ZM140 119V118H139ZM158 119V117H157ZM166 121H168L167 117L165 116L164 118ZM227 119V118H226ZM145 120V119H144ZM229 120V119H228ZM261 120V118H260ZM259 120V121H260ZM158 121V120H156ZM170 121V120H169ZM249 121V120H247ZM262 121V120H261ZM259 123V125H254V124H241V126H237L239 127L238 129H236L232 134H229L226 133V130H223L224 129V124L221 125L222 127L220 128L218 126V123L217 125H213L212 124H208V127L205 128L206 130V137L205 138H202V137H199L197 136L198 134H194V139L193 140V143L195 144L196 147L199 146V157L201 159V161L205 164L204 166H206L204 169H206V171H212L213 173L216 172L218 174V177L221 178V176H225V173L227 171H229V169L233 166V163L239 159H241V157L243 155H245V151H247V149H249V137L250 135H248L249 131L253 130V132H257L261 135V132L263 134V131H264V123ZM218 122V121H217ZM229 122V121H228ZM146 123V124H145ZM162 123V122H161ZM165 123V122H164ZM224 123H226L224 121ZM232 124V123H231ZM80 125V124H79ZM229 125V124H228ZM233 125V124H232ZM243 125V126H242ZM91 126V125H90ZM226 126V125H225ZM94 127V126H93ZM229 127V126H228ZM236 127V128H237ZM223 128V129H222ZM94 129V128H92ZM203 129V128H202ZM227 129V128H226ZM232 129V128H231ZM19 130V133L18 135L16 136L14 134L15 131H18ZM98 130V129H96ZM138 130V131H139ZM205 130L203 129V133L205 134ZM234 130V129H233ZM95 131V129L93 130ZM123 131V130H122ZM202 131V130H201ZM97 132V131H96ZM126 132V131H125ZM194 131H192L191 133H193ZM251 131V135L253 133ZM93 132L91 131V135ZM103 133V132H102ZM198 133V132H197ZM200 133V131H199ZM36 134V135H35ZM97 134H99L97 132ZM202 134V133H201ZM62 135V136H63ZM77 135V136H76ZM110 135V134H109ZM193 135V134H192ZM203 135V134H202ZM115 136V135H114ZM113 136V137H114ZM204 136V135H203ZM207 136L208 139L210 140L209 143H206L204 144V142L202 143V139H207ZM254 136V135H253ZM258 136V135H257ZM112 137V138H113ZM252 137V136H250ZM261 137V136H260ZM259 137V138H260ZM79 138V137H78ZM94 138V137H93ZM116 139V142H115V145L114 142L109 145H113L115 147V150H120L121 149H125L126 147H130L133 146L135 147L136 144H138V140H140L139 136H129V134L125 135V134H119L118 137H114ZM257 138V137H255ZM253 138V139H255ZM82 139V138H80ZM87 139V138H86ZM84 139V140H86ZM87 139V140H88ZM133 139V141H132ZM144 139V138H143ZM207 139V140H208ZM251 139V138H250ZM110 140V141H111ZM252 140V139H251ZM108 141V140H106ZM132 141V142H131ZM137 142V143H136ZM141 142V140H140ZM146 142V140H145ZM189 142V140H188ZM77 143H80V142H77ZM85 143V142H83ZM192 143V144H193ZM143 145H141L142 147L138 146V153L140 148H144L146 147L147 148V143H142ZM149 144V143H148ZM87 144L85 143V145H82L81 147H72L71 149H68L67 152L65 153L66 156H67V159L68 157L71 158V159H75L73 160V163H72V169L74 170L73 172H76V175L79 174V180H85L84 177L87 178V180H90L93 182H98L99 179H96V176L93 177H89L90 174L88 172V168L97 163V161H100V166L101 168H104V170H108L110 172V169L111 168H115V170H117L116 168L119 167V165H117V163H115L114 166H112L114 163L110 162V157L107 155V156H104L103 159L101 160H98L97 158L100 157V153H97L92 147L90 146H86ZM112 146V147H113ZM98 147V146H97ZM113 147V148H114ZM173 147V146H172ZM132 149V147H130ZM174 148V147H173ZM106 149V148H105ZM105 149H103L105 151ZM110 149H111V146H110ZM109 149V151H110ZM128 149V148H127ZM136 149V147L134 148ZM145 149V148H144ZM166 149V148H165ZM108 150V148H107ZM113 150V149H111ZM117 150V152H118ZM167 150V149H166ZM100 151V150H99ZM121 151V150H120ZM119 151V155H121V153L125 152L127 153L126 151H122L120 153ZM102 152V151H101ZM108 152V151H107ZM106 152V154H108ZM116 152V151H115ZM129 152V151H128ZM131 152V151H130ZM134 152V151H132ZM168 154L172 157V158H175V160H180L181 162V156H178L177 155V152L175 149H172V148H168L167 150ZM111 153V152H109ZM112 153L114 154V151H112ZM101 154H104V153H101ZM112 154V155H113ZM105 155V154H104ZM127 154H125L126 156ZM128 155H132V154H129ZM184 155V154H183ZM182 155V156H183ZM124 155H122L123 157ZM187 156V155H184V157ZM30 157V156H29ZM35 157V156H34ZM109 157V159L107 158ZM183 157V158H184ZM36 158V157H35ZM163 159L166 158V157H162ZM70 159V160H71ZM100 159V158H99ZM122 159V158H121ZM127 159V158H126ZM125 159V160H126ZM130 158H128L129 160ZM134 159V158H133ZM143 159V158H142ZM141 159V161H143ZM158 159V158H157ZM167 159V158H166ZM256 159H259V160H264V149L260 151L259 155L257 154V157ZM147 160V159H146ZM144 160V161H146ZM150 160V159H149ZM187 160V159H186ZM120 161V160H119ZM122 161V160H121ZM157 161V160H156ZM169 161V160H167ZM188 161H190V165L192 164L191 163V160L188 159ZM186 161V162H188ZM257 161V160H256ZM256 161H253L254 163H256ZM95 162V163H94ZM127 162V161H125ZM130 162V161H129ZM148 162V161H147ZM152 163V161H150ZM148 162V163H150ZM159 162V161H158ZM250 162V161H249ZM262 162V161H261ZM112 163V164H111ZM121 163V162H120ZM145 163V162H144ZM162 163V162H161ZM166 163V162H164ZM162 163V164H164ZM252 164V162H250ZM249 163V164H250ZM253 163V164H254ZM260 163V161H259ZM258 163V164H259ZM99 163L95 164L98 165ZM119 164V163H118ZM122 164V163H121ZM128 164V163H127ZM155 164V163H154ZM167 164H172L171 162H167ZM117 165V166H116ZM158 164H156L155 166H157ZM160 167H161V164H159ZM186 165V164H185ZM189 165V166H190ZM255 165V164H254ZM253 165V166H254ZM257 165V164H256ZM262 165V164H261ZM98 166V167H100ZM116 166V167H115ZM124 166V163L122 165V167ZM154 166V165H153ZM164 166V165H163ZM162 166V167H163ZM192 166V165H191ZM252 166V165H250ZM111 167V168H110ZM121 167V166H120ZM127 167V166H126ZM124 167L121 169V174L122 175H127L128 174V170L127 168L129 167ZM174 167V164L172 165V168ZM255 167V166H254ZM264 167V166H262ZM99 168V173L101 172ZM106 168V169H105ZM109 168V169H107ZM164 168V167H163ZM165 168H167L165 166ZM176 168V167H175ZM150 169V168H149ZM154 169V167H153ZM191 169V168H190ZM193 169V168H192ZM208 169V170H207ZM233 169V168H232ZM261 169V167H260ZM264 169V168H263ZM98 170V169H97ZM102 170V169H101ZM113 170V171H115ZM120 170V169H119ZM160 170V171H159ZM173 170V169H172ZM171 170V172H172ZM177 170V169H175ZM197 170V169H195ZM152 171V169H151ZM154 171V170H153ZM159 171V172H158ZM157 171V179H158V176H159V173H160V176H159V181L162 180V177H164V174L165 172L163 171V169H158ZM174 171V170H173ZM180 171V170H179ZM191 171V170H190ZM194 171V169H193ZM192 171V172H193ZM204 171V170H203ZM242 171V170H241ZM244 171V170H243ZM91 172V171H90ZM97 172V171H96ZM105 172V171H104ZM112 172V171H111ZM110 172V173H111ZM167 172H168V169H167ZM178 172V171H177ZM195 172V171H194ZM199 174H200V170L198 171ZM240 172V171H239ZM78 173V174H77ZM107 173L108 175V172H105ZM115 173V172H114ZM119 173V172H118ZM175 173V172H174ZM197 173V171L195 172ZM194 173V174H195ZM228 173V172H227ZM241 173V172H240ZM244 173V172H243ZM262 173V171H261ZM264 173V172H263ZM96 174V173H95ZM168 175H170L169 173H166ZM181 174V172H180ZM179 174V175H180ZM184 175V173H182ZM181 174V175H182ZM203 174V173H202ZM216 174V175H217ZM229 174V173H228ZM242 174V173H241ZM75 175V176H76ZM81 175V176H80ZM102 175V173H101ZM110 175V174H109ZM112 175V174H111ZM152 175V174H150ZM172 175V174H171ZM174 175V174H173ZM178 175V174H177ZM175 174L174 178L173 176H169L171 177L170 180H169V177L168 180H162L163 182H161V184H157V187H154L152 189L150 188H139V190L137 192L134 193V197H135V201H137V207L136 209L139 210L136 215H137V221L134 220L131 225L132 226H135L134 227V232H136V234H139L141 233L140 229L143 230L142 228H140V226L146 224L144 227L148 226L147 224L149 223V221H151L154 217L156 218L157 215L155 212L153 211H156L157 207L156 205H162V203H165V204H168L169 206H171L172 204V208L170 207V209H175L177 208V206H175V208H173L174 206L173 205H183L185 202H187L186 206H188V202L190 201V204H193L195 201H192L191 200H194L195 198H193L192 196L195 197V194H194V191H193V194L191 193L192 191L191 190H186L185 188L181 189L180 187H177L179 186V184L181 183H178L179 182V177H182L183 179L184 178H187L186 176L183 177V176H177ZM208 175L209 173L207 174V172L204 174V177H207L206 179L208 180ZM243 175V174H242ZM241 175V176H242ZM65 177V175H63ZM74 176V175H73ZM263 176V175H262ZM154 177V175H153ZM201 177V175H200ZM44 178V179H43ZM75 178V177H74ZM73 178L74 182L76 181L75 179ZM76 178V179H77ZM81 178V179H80ZM111 178V177H110ZM65 179H67V177H65ZM112 179V178H111ZM156 179V180H157ZM165 179V177H164ZM178 179V181H177ZM223 179V178H222ZM221 179V180H222ZM64 180V179H63ZM62 180V182H63ZM97 180V181H96ZM187 181L189 180V178L186 179ZM210 180V179H209ZM100 181V180H99ZM102 181V180H101ZM107 181V179H106ZM110 181V180H108ZM180 181H183V180H180ZM200 181V180H199ZM61 182V183H62ZM65 182V181H64ZM104 182V181H103ZM102 182V184H103ZM244 182V181H243ZM250 182V181H249ZM187 183V182H185ZM191 183V182H190ZM195 183V182H194ZM211 183V182H209ZM235 183V182H234ZM253 182H250L249 184H247L246 182L242 183L243 185L237 187L234 189V185H233V191L232 193L234 195H232L233 198L229 199L228 201L226 199L225 200L227 202L225 203H229L230 202V205L233 207V209L235 210H239L240 206H242L243 204L246 205L245 203H247L248 201H251L252 200H255L257 199V195L259 194V197L258 199L260 198H264V189L260 190L259 192V188L257 189L259 193H257L256 191V194L254 193V189L253 188V185L251 184ZM98 184V183H97ZM189 184V183H188ZM193 184V183H192ZM208 184V182H207ZM215 184V183H214ZM217 184V183H216ZM149 185V184H148ZM150 185H152L150 183ZM154 185V184H153ZM152 185V186H153ZM183 186V184H181ZM210 185V184H208ZM237 186L239 184H236ZM260 185V184H259ZM137 186V185H136ZM184 186H188V185H185ZM191 186V184H190ZM190 186L187 187V189H191ZM196 186V185H195ZM193 186V187H195ZM211 186V185H210ZM218 186V185H217ZM216 186V187H217ZM62 187V185H61ZM139 187V186H138ZM197 187V186H196ZM231 187V186H230ZM256 187V186H255ZM2 188V187H1ZM5 188V187H4ZM57 188V187H56ZM98 188V187H97ZM95 188V189H97ZM101 188V187H99ZM229 188V187H228ZM261 188V186H260ZM263 188V187H262ZM79 189V188H78ZM106 189V188H105ZM115 189V188H114ZM150 189V190H149ZM220 189V188H218ZM232 189V188H231ZM58 190V189H57ZM64 191V189H61ZM112 190V189H111ZM194 190V189H192ZM197 190V189H195ZM202 189L200 188V191H197L196 194H201V196L204 197V199L206 198L207 202H208V199L209 197H207V193L206 192H203L201 191ZM208 190V189H206ZM215 190V189H214ZM108 191V189L106 190ZM132 191V190H131ZM135 191V190H134ZM209 191V190H208ZM222 191V190H221ZM220 191V192H221ZM225 191V189H224ZM26 192H29V194H31L30 196L31 197H28V195H26L25 193ZM217 192V191H216ZM219 192V191H218ZM90 193V192H89ZM107 193V192H106ZM118 193V192H117ZM121 193V191H120ZM133 193V191H132ZM211 193V192H209ZM231 193V192H230ZM33 194V196H32ZM56 194V193H55ZM62 194V195H61ZM88 194V193H87ZM86 194V195H87ZM92 194H93V191H92ZM100 194V193H99ZM222 194H223V191H222ZM35 195V196H34ZM117 195V194H116ZM120 195V194H119ZM122 195V193H121ZM115 196L113 193H109L107 195H105V197H103L105 199V201H114L115 205L116 204H123V202H125L124 198L122 196ZM133 195V194H132ZM212 195H213V192H212ZM59 196V197H58ZM126 196V195H125ZM200 196V195H198ZM92 197V196H91ZM101 197V196H99ZM132 197V196H131ZM197 197V196H196ZM57 198L61 201H75L78 203L76 206H74V209H69V210H66L68 212H64V210H62V206L59 205L60 204V201L57 200ZM220 198V197H219ZM129 198H127V200H129ZM134 199V198H133ZM132 199V200H133ZM200 199V198H199ZM58 202H57V201ZM198 199H196L197 201ZM202 200V199H200ZM233 200V201H231ZM130 202V200L128 201ZM132 202V201H131ZM134 202V201H133ZM200 202V201H199ZM198 202V204H199ZM206 202V203H207ZM249 202V203H251ZM59 203V204H58ZM71 203V202H70ZM68 203V205L70 204ZM212 203V202H211ZM210 204V206H212V204ZM224 203V202H223ZM224 203V206L226 205ZM72 204V203H71ZM106 204V203H105ZM132 204V203H130ZM189 204V205H190ZM108 205V204H106ZM111 205V204H110ZM109 205V206H110ZM133 205V204H132ZM135 205V206H136ZM160 205V207H162ZM200 205H201V202H200ZM199 205V207H200ZM202 205H203V202H202ZM207 205V204H206ZM204 205V206H206ZM118 206V205H117ZM115 206V207H117ZM167 206V205H166ZM184 206V205H183ZM181 206V207H183ZM191 206V205H190ZM215 206V205H214ZM223 206V207H224ZM226 207H224V212L223 210H221L219 207L214 209L215 211V215H217V217H220L217 219V221L220 220V222L218 224L217 221H216V225H210L209 227L210 228H207L205 229L203 225V223L201 224V222H203V220L200 222L201 219H199V222L200 224H198L197 222H195L193 219L194 217H196V219L198 220L197 216L199 215V211L201 208H199L197 206V202H195V204H193L191 207H188L187 210H190V214L187 213L186 217H188L189 219L186 220L184 217V219L186 220L185 222H182L180 224H177L178 228H176V226H174L176 228V232L177 231H180L183 235H179L180 237L183 238L184 235H187V234H190L191 235V240H192V234L194 233H201V232H205V230H207V232L209 233H212V238H211V241H209L210 245H207V248L208 247H211L213 248L212 244L215 242V239L217 238L216 236H219L221 235L222 238L221 240H223L226 245H228V247H235L236 248H240L242 251H244L245 253H247L248 255H252L251 257L253 259H256L257 260V264H264V246H263V237H257V236H253L252 234L256 233L253 231V228H250L247 227L244 225V222H242L241 218L240 217H243L245 216V214L242 216V215H237V214H232L229 209H228V205H226ZM111 207V206H110ZM109 207V209H111ZM125 207V205H124ZM126 207H129L126 206ZM159 207V208H160ZM202 207V206H201ZM208 207V206H207ZM222 207V208H223ZM230 207V206H229ZM243 207V206H242ZM114 208V207H113ZM112 208V210H113ZM123 208V207H122ZM131 208V207H129ZM133 208V206H132ZM131 208V209H132ZM168 208V207H166ZM204 209V207H202ZM211 208V207H210ZM210 208H206L207 211L208 209ZM212 208H214L212 206ZM210 209V210H213V209ZM246 208V207H245ZM117 209L119 210V207H117ZM160 209H163V208H160ZM165 209V208H164ZM163 209V210H164ZM178 211L180 210V207L177 208ZM177 209H175L177 211ZM71 210V211H70ZM115 210V209H114ZM113 210V211H114ZM117 210V211H118ZM121 210V209H120ZM162 210V211H163ZM183 211V208L181 209ZM180 210V211H181ZM185 210V207H184V211L186 214V211ZM241 210V209H240ZM246 210V209H245ZM113 211L111 212L112 213V216H114V219L115 221L119 222L121 224V214L120 216L117 214V212L113 213ZM125 211V210H124ZM131 211V210H130ZM170 210H168L169 212ZM203 211V210H202ZM213 211V212H214ZM122 212V211H121ZM129 212V210H128ZM134 212L132 214H134ZM157 212V211H156ZM167 212V211H165ZM172 212V211H171ZM175 212V211H174ZM212 212V214H213ZM237 212V211H236ZM125 213V212H124ZM162 213V212H160ZM176 213V212H175ZM174 213V214H175ZM181 213V212H180ZM178 213L177 217L179 218V216L182 214ZM227 213V214H226ZM245 213V212H244ZM259 217L261 216V218L264 220V209H260V212H259ZM114 214V215H113ZM173 214V216H174ZM177 214V213H176ZM180 214V215H179ZM198 214V215H197ZM201 214V213H200ZM208 214H210V216H208V218L210 217L211 221L213 220V218L211 217V213L208 212ZM28 215V216H29ZM123 215V214H122ZM129 215V214H128ZM135 215V216H136ZM160 216L162 215L163 216V213L162 214H159ZM158 215V216H159ZM171 214L169 213L168 216H170ZM29 216V217H30ZM118 216V217H117ZM134 216V217H135ZM159 216V217H160ZM161 216V217H162ZM167 216V215H166ZM200 217L203 215H199ZM205 216V214H204ZM30 217V219H31ZM122 217V216H121ZM161 217H160V220H161ZM176 217V216H175ZM182 217V215L180 216V218ZM190 217H193L192 220H190ZM201 217V218H202ZM124 218V217H123ZM122 218V219H123ZM154 218V219H155ZM179 218V219H180ZM207 217H205L206 219ZM230 218V219H229ZM260 218V219H261ZM125 219V218H124ZM158 220V218H156ZM178 219V220H179ZM215 219V220H216ZM247 219V218H245ZM244 219V220H245ZM60 220V221H59ZM129 220V219H128ZM127 220V221H128ZM156 220V221H157ZM166 220V218H165ZM243 220V221H244ZM262 220V221H263ZM130 221V220H129ZM181 221V219H180ZM210 221V222H211ZM152 222H154L152 220ZM151 222V223H152ZM161 222V221H159ZM157 221V223H159ZM163 224H164V220L162 221ZM179 222V221H178ZM247 222V221H245ZM264 222V221H263ZM156 223V225H158ZM166 223H169L168 221ZM212 223V222H211ZM210 223V224H211ZM214 223V222H213ZM118 224V223H117ZM122 224H125L124 222ZM162 224V223H161ZM239 226H238V225ZM251 224V223H250ZM155 225V224H154ZM153 225V226H154ZM167 225V224H166ZM175 225V224H174ZM253 226V224H251ZM256 225V224H255ZM125 226V225H124ZM123 226V227H124ZM250 226V225H249ZM257 226V225H256ZM122 227V226H121ZM139 227V228H138ZM143 227V228H144ZM165 227V226H164ZM206 227V226H205ZM157 228V226H156ZM156 228H154L156 230ZM159 228H161V226L159 225ZM157 228V229H159ZM252 230H250V229ZM145 229V228H144ZM165 229V228H164ZM167 229V227H166ZM178 229V230H177ZM231 232H233V235L235 234V236L232 238V237H226V234H228L229 230ZM130 230V229H129ZM153 230V228H152ZM154 230V231H155ZM162 230V229H161ZM175 230V229H174ZM146 231L143 230V232ZM131 232V231H130ZM152 232V231H151ZM158 234L162 231H156ZM156 232H154L156 234ZM165 232H167L165 230ZM171 232V230L169 231ZM179 232V234H180ZM254 232V233H253ZM128 233V232H127ZM132 233V232H131ZM150 233V231H149ZM152 233V234H154ZM163 233V232H162ZM161 233V234H162ZM174 233V232H173ZM202 233V235H203ZM206 233V232H205ZM208 233V235H209ZM129 234V233H128ZM178 234V233H177ZM207 234V233H206ZM142 236V234H139V236ZM151 235V234H150ZM166 234H162V236H165ZM172 236V233L170 234L169 233V236ZM201 235V234H200ZM230 235V234H228ZM258 235V234H257ZM134 236V235H133ZM138 236V237H139ZM162 236H159L161 238H163ZM168 236V235H167ZM174 236H177L176 234ZM179 236H177L178 238H180ZM215 236V237H214ZM232 236V235H231ZM136 237V236H135ZM148 237V236H147ZM185 237V236H184ZM206 237V236H205ZM225 237H226V240H225ZM146 238V237H145ZM151 238V237H149ZM158 238V237H157ZM160 238V239H161ZM172 238V237H171ZM178 238L176 239V237L173 238V240H178ZM189 237H187L188 239ZM201 238V236H200ZM137 238H135V241ZM166 239V238H165ZM186 239V238H185ZM185 239H179V244L176 246L174 245L175 247L173 248H177L179 249L180 248V244H184L185 243ZM203 239V238H201ZM154 241H156L154 238H153ZM171 240V239H170ZM207 240V239H206ZM159 241V239H158ZM163 241V240H161ZM166 241V240H165ZM163 241V242H165ZM189 241V239H188ZM187 241V242H188ZM204 241V239L202 240ZM56 242V241H55ZM153 242V241H152ZM168 242V240H167ZM176 244L178 241H175ZM187 242L185 243L187 245ZM155 243V242H154ZM172 242H170L169 244H171ZM205 243V242H204ZM203 243V245H204ZM225 243H222V245L224 244L225 246ZM158 244V243H157ZM161 244V243H160ZM166 244V243H165ZM163 244L162 247H165ZM175 244V243H174ZM185 244L182 245L184 247L182 248H185ZM156 245V244H155ZM168 245V243L166 244ZM202 245V244H200ZM202 245V246H203ZM216 245V244H215ZM170 246V245H169ZM167 246V247H169ZM173 246V245H172ZM171 246V247H172ZM217 246V245H216ZM142 247V246H141ZM169 247V249H172ZM190 247V246H189ZM204 247V246H203ZM202 247V248H203ZM226 247V248H228ZM188 248V247H187ZM201 248V247H200ZM201 248V249H202ZM205 248V247H204ZM218 248V247H217ZM143 250V248H141ZM167 249V248H164L163 251ZM153 250V249H152ZM187 250V249H186ZM220 250V249H219ZM218 250V251H219ZM227 249H223V251H219L217 252L216 251H213V252H216L214 253V259L215 261L216 260H221L223 257H225L227 255V252H226ZM229 250L231 251V249L229 248ZM166 251V250H165ZM169 251V250H168ZM196 251V250H194ZM189 251L190 253H194ZM206 250H204L205 252ZM229 251V252H230ZM141 252V251H140ZM187 252V251H186ZM198 252V251H197ZM196 252V253H197ZM203 252V251H202ZM201 252V253H202ZM228 252V253H229ZM188 253V252H187ZM199 253V252H198ZM197 253V254H198ZM158 253H150V254H146V259L148 261H145V259L143 258H139L137 260V262H135L134 264H154L155 262L159 261V260H166V261H169L171 259H167V257H163L165 254H167L165 252V254L163 256H161L159 258V256L157 255ZM178 254V253H177ZM186 254V253H185ZM189 254V253H188ZM200 254V253H199ZM204 254V253H202ZM193 255V254H192ZM201 255V254H200ZM152 256V257H151ZM171 256V255H170ZM188 256V255H187ZM205 256V255H204ZM202 256V259L203 257ZM200 257V256H199ZM198 257V258H199ZM212 256H210L211 258ZM169 258V257H168ZM189 258V257H188ZM195 258V257H194ZM201 258V257H200ZM197 259V258H196ZM195 259V260H196ZM206 259V258H205ZM209 259V258H208ZM207 259V260H208ZM175 258L172 259V261L174 262ZM178 260V259H177ZM189 260V259H188ZM187 260V261H188ZM193 260V259H192ZM206 260V261H207ZM212 260V259H211ZM186 261V260H185ZM194 261V260H193ZM192 261V262H193ZM191 262V261H190ZM179 263H181L179 261ZM200 263V262H198ZM170 264H178V262L175 260L174 263H171L170 261Z\"/></svg>", "mask_w": 264, "mask_h": 264}, {"label": "crops", "instance_id": "obj_3", "mask_svg": "<svg viewBox=\"0 0 264 264\" xmlns=\"http://www.w3.org/2000/svg\"><path fill=\"white\" fill-rule=\"evenodd\" d=\"M32 208L27 202L24 208L14 209L4 224H1L0 264H79L85 256L83 247H87L90 252L94 253L102 264H134L142 257L139 256L138 249L135 251L122 247L123 243L119 241V233L115 223L106 210L96 202L85 206L60 242L45 236L32 224L27 212V210L33 211ZM200 234H192V238L196 235L202 238L209 237L204 241V245L202 244L205 247L201 246L202 249L197 244L191 245L188 241L191 239L190 234L181 237L182 239L186 238L185 243L188 242L187 245L184 243L185 248H182L184 247L182 243L179 249L177 247L172 251V253L175 252L173 258L178 264H197L193 260L196 258L197 261L198 259L201 260L204 255L203 259L206 255L212 256L213 259L210 258L209 260L213 264H253L239 251L227 254L221 260L215 261L213 257L215 248H207V245H210L211 236ZM179 235L182 236L183 234L180 233ZM187 237L189 238L187 239ZM200 249L204 254L201 253ZM204 250L206 251L204 252ZM189 251H194V253ZM172 259L166 262L159 260L154 264H170V261L174 263L175 260L173 262Z\"/></svg>", "mask_w": 264, "mask_h": 264}, {"label": "built area", "instance_id": "obj_4", "mask_svg": "<svg viewBox=\"0 0 264 264\" xmlns=\"http://www.w3.org/2000/svg\"><path fill=\"white\" fill-rule=\"evenodd\" d=\"M29 202L33 206L37 204V200L35 198H30ZM83 249L85 256L79 264H102L98 257L94 253L90 252L87 247H83Z\"/></svg>", "mask_w": 264, "mask_h": 264}]
</instances>
